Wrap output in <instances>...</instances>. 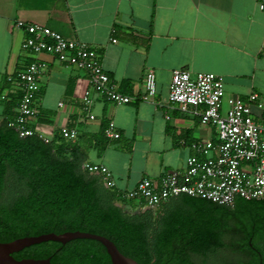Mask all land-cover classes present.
<instances>
[{
  "label": "crops",
  "instance_id": "crops-1",
  "mask_svg": "<svg viewBox=\"0 0 264 264\" xmlns=\"http://www.w3.org/2000/svg\"><path fill=\"white\" fill-rule=\"evenodd\" d=\"M17 21L47 27L95 48L104 72L133 102L113 104L91 89L86 72L47 54L24 52V32L14 28ZM263 35L258 0H0V87L5 80L10 88L7 80L25 64L43 63L30 128L48 142L63 139V129L75 128L81 169L105 167L122 200V193L145 176L182 172L194 154L192 143L215 140L214 128L169 103L173 71L220 76L224 101L247 100L256 93L262 108L254 105L252 111L264 126V57L258 54ZM147 71L156 78V94L149 101L141 99ZM110 123L117 139L104 134ZM134 206L131 202L122 208Z\"/></svg>",
  "mask_w": 264,
  "mask_h": 264
},
{
  "label": "trees",
  "instance_id": "trees-1",
  "mask_svg": "<svg viewBox=\"0 0 264 264\" xmlns=\"http://www.w3.org/2000/svg\"><path fill=\"white\" fill-rule=\"evenodd\" d=\"M6 87L4 80L0 91ZM18 99L17 93L0 100V243L83 232L107 238L137 264H264L263 202L237 199L229 208L183 195L128 214L120 192L81 169L76 141L20 137L8 125ZM12 256L112 264L102 244L88 239L44 242Z\"/></svg>",
  "mask_w": 264,
  "mask_h": 264
},
{
  "label": "built area",
  "instance_id": "built-area-1",
  "mask_svg": "<svg viewBox=\"0 0 264 264\" xmlns=\"http://www.w3.org/2000/svg\"><path fill=\"white\" fill-rule=\"evenodd\" d=\"M258 9L264 13V0H258ZM14 28L24 32L21 43L24 52L47 54L62 65L86 72L91 89L113 104L133 102L132 97L119 92L104 72L95 48L67 40L38 24L17 21ZM258 54L264 57V35ZM44 67L36 60L25 64L7 80L10 88L0 91V100L7 99L10 94H19L16 116L8 125L20 137L35 134L30 122L40 90L38 78ZM155 94V74L147 71L141 99L149 101ZM224 97V82L216 74H191L184 70L172 72L169 103L183 113L197 115L202 125L214 128L215 140L192 143L194 154L187 158L182 172L167 171L158 178L143 177L132 190L122 193L123 208L132 202L137 211H153L183 195L229 208L237 199L264 203V126L255 120L252 111L254 105L262 108L260 97L256 93L250 94L247 100L230 97L224 101ZM84 103L87 107L91 101L84 98ZM104 134L108 139L119 137L111 123ZM60 135L66 141L78 138L75 128H65ZM86 170L99 173L104 185L114 189L113 176L105 167L91 165Z\"/></svg>",
  "mask_w": 264,
  "mask_h": 264
},
{
  "label": "water",
  "instance_id": "water-1",
  "mask_svg": "<svg viewBox=\"0 0 264 264\" xmlns=\"http://www.w3.org/2000/svg\"><path fill=\"white\" fill-rule=\"evenodd\" d=\"M77 239H88L101 243L102 246L106 249V252L110 257L112 264H137L133 259L122 255L118 251L116 246L107 238L83 232L64 233L62 235H55L53 233H50L37 237L21 238L9 243H0V264H51L50 259L16 260L12 255L14 253L22 251L24 248H28L30 246L41 244L44 242L51 241L65 245L66 243Z\"/></svg>",
  "mask_w": 264,
  "mask_h": 264
},
{
  "label": "rangeland",
  "instance_id": "rangeland-1",
  "mask_svg": "<svg viewBox=\"0 0 264 264\" xmlns=\"http://www.w3.org/2000/svg\"><path fill=\"white\" fill-rule=\"evenodd\" d=\"M126 213H128V214H134V213H137L138 211L137 210H135V209H130V208H128V209H123Z\"/></svg>",
  "mask_w": 264,
  "mask_h": 264
}]
</instances>
